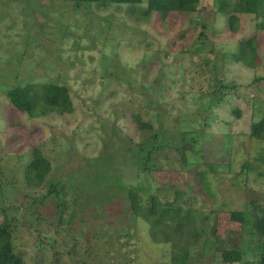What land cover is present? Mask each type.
Listing matches in <instances>:
<instances>
[{"label":"rangeland","instance_id":"374dc122","mask_svg":"<svg viewBox=\"0 0 264 264\" xmlns=\"http://www.w3.org/2000/svg\"><path fill=\"white\" fill-rule=\"evenodd\" d=\"M99 5L0 0V222H10L16 253L23 264H172L169 245L154 243L148 225L127 215L121 190L99 189L96 172L159 188L160 201L171 187L189 193L190 264H226L220 253L230 246L242 252L238 264H262L263 233L251 225L264 209V140L251 139L249 127L264 114V31L256 27L263 21L239 15L231 33L213 0H200L195 16L164 21L135 19L136 6ZM253 35V65L233 60ZM48 83L68 87L71 113L36 110L31 118L5 97L11 88ZM137 114L152 131L139 130ZM158 130L164 140L178 132L187 152L164 147L149 173L138 174L126 150ZM34 149L51 163L37 189L25 180ZM246 163L247 176L240 173ZM195 171L206 175L193 180ZM230 211L245 212L243 225Z\"/></svg>","mask_w":264,"mask_h":264},{"label":"trees","instance_id":"16d2710c","mask_svg":"<svg viewBox=\"0 0 264 264\" xmlns=\"http://www.w3.org/2000/svg\"><path fill=\"white\" fill-rule=\"evenodd\" d=\"M17 1V0H10ZM37 1H64L73 3L75 8H82L88 4H100L99 6H105L106 4L115 5H130L136 6L138 10L137 20L150 19V17L156 15L160 21H164L169 16L173 15H185L192 16L199 14L200 0H146L143 4V0H37ZM214 1V13L216 15L226 16V25L228 31L231 33L238 32L239 28V15H252L257 18H261L263 21L256 25L258 30L264 31V0H213ZM141 8V6H143ZM201 17L193 18L192 21L198 25ZM202 29H206V24H201ZM200 36H204L201 32ZM240 51L232 55L233 60L236 61H247L249 65H253V60L256 57V37L253 35L249 39H243L239 42ZM252 56V57H251ZM251 57V58H250ZM250 58V59H248ZM264 80V77L258 79ZM65 85L59 84H42L39 86L26 85L23 87L11 88L6 92L5 97L12 107L13 111L20 112L27 115L28 117H35L36 110H40L41 115H46L48 112H56L58 114H69L72 112V102L69 96V91ZM227 88V87H222ZM216 88H213L211 95L216 96ZM216 102V100L214 101ZM213 102V103H214ZM234 114L240 115V112L234 110ZM261 115V114H260ZM134 122L141 131H152L153 127L148 123L141 120L137 114L134 116ZM206 125V123L204 124ZM168 138L164 140L161 131H155L150 139L141 141L136 145H131L127 148L126 153L130 156L132 166L136 169L137 173H149L150 168L153 167V163L160 151L166 148H173L181 156H185L187 150L185 148V140L183 142L178 138L180 134L177 132L169 131L166 132ZM183 134V133H182ZM191 134V132H190ZM195 134V133H194ZM178 135V137H177ZM185 134L184 136H186ZM190 136V135H189ZM196 138L201 135L196 133ZM249 136L254 140H264V114L261 115L258 121L251 123L249 127ZM195 137H191V141L197 142ZM207 135L206 138L208 139ZM203 141V138H202ZM176 142V143H175ZM264 164V157L260 160ZM106 163V162H105ZM97 165V163H96ZM99 165V164H98ZM185 166H190L184 162ZM231 165L228 164L225 168ZM206 170L212 174H216L215 165H206ZM251 168L250 163H246L241 167V174L249 172ZM51 172V163L45 158L39 149H34L32 152V160L26 166L25 169V180L28 186L38 188L45 180L47 175ZM197 173V174H196ZM192 179H203L206 173L195 171ZM98 178L96 184L99 189L102 187L114 188L122 191L121 195L124 203L127 205L126 213L129 215L134 222L142 221L148 225L149 234L154 243H161L163 245H169L171 248L170 256L172 264H190V253L188 249L187 236L192 228V219L194 217V200L191 196V205L188 203L189 193L180 192L178 189L170 188V192L165 194L162 201L159 200L156 192L159 188L151 190L150 187L138 186H125L121 179L112 180L107 174L104 173L98 175L94 174ZM245 176V177H246ZM106 179V181H105ZM109 181L111 183H109ZM61 185L50 186L49 194L57 193L58 187ZM202 185V183L200 184ZM194 186L196 187L195 183ZM203 190L208 188L207 184L201 186ZM195 191L191 187V195ZM78 197V196H77ZM104 202H111L112 197H106L103 199ZM193 201V202H192ZM253 205L256 204L252 201ZM182 205L187 207L182 209ZM257 205V204H256ZM62 206V205H61ZM191 207V208H190ZM262 215H259L258 221H254L251 228H260L263 233L264 240V209L261 211ZM191 216V218H190ZM230 220L234 223L243 225L245 222V212L243 211H230ZM135 222V223H136ZM252 233V232H250ZM124 238H128L129 235H123ZM168 237L163 243V239ZM196 240V236L193 238ZM192 240V241H193ZM216 239L213 244H220ZM211 243H205L204 248L207 249ZM103 256V255H102ZM128 255H124L121 259L127 260ZM242 252L234 246L223 247L220 253L221 262L226 264H238L241 262ZM106 259V258H105ZM122 262V260H121ZM0 264H23L22 258L16 253L12 229L10 222L4 218L0 222ZM264 264V262H262Z\"/></svg>","mask_w":264,"mask_h":264}]
</instances>
